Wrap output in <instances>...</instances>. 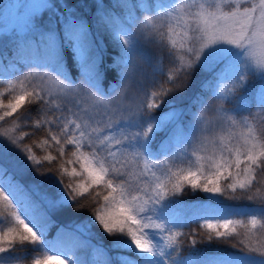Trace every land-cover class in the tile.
<instances>
[{
	"label": "snow or ice",
	"instance_id": "snow-or-ice-1",
	"mask_svg": "<svg viewBox=\"0 0 264 264\" xmlns=\"http://www.w3.org/2000/svg\"><path fill=\"white\" fill-rule=\"evenodd\" d=\"M112 7L122 14L108 12L104 0H97V22L118 49L108 67H115L123 86L120 100L132 84L143 94L136 107L114 104L102 89L97 43L67 0H45L41 12L56 17L54 26L29 13L24 33L12 32L13 58L0 55V121L26 103L35 104L32 127L47 132L35 147L52 149L63 159L71 145L66 162L79 163L81 171L60 164L58 172L85 174L87 180L63 187V180L39 178L43 162L51 164L57 156L38 158L33 146L22 143L26 132L12 134L31 117L24 108L12 128L0 132L7 141L0 143V264L22 259L86 264L77 255L79 237L61 228L49 238L48 231L54 212L74 207L70 199L93 187L98 188L91 197L98 205L93 222L112 240L109 249L93 247L91 264H264V206L235 207L219 199L227 192L228 199L264 201V180L258 179L264 177V0H115ZM142 42L158 46L161 55L153 70L166 76L148 91L137 80L145 62ZM65 52L75 77L67 70ZM196 71L207 77L201 92L213 103L198 94L193 98L197 112L190 114L187 105L176 107L167 98L185 91L188 83L180 87L179 82L191 81ZM162 105L167 110L154 114ZM161 132L170 138L156 145ZM222 181H227L223 187ZM185 185L209 194V211L193 218L174 210L169 193ZM190 223L206 230L209 241L213 234L225 241L242 236L233 244L242 250L181 256V230ZM88 227L77 224L76 231L83 234Z\"/></svg>",
	"mask_w": 264,
	"mask_h": 264
},
{
	"label": "trees",
	"instance_id": "trees-1",
	"mask_svg": "<svg viewBox=\"0 0 264 264\" xmlns=\"http://www.w3.org/2000/svg\"><path fill=\"white\" fill-rule=\"evenodd\" d=\"M9 0H0V9L4 7V5ZM115 0H104L105 9L108 12H115L116 14H122V10L119 8L113 9L112 5ZM167 2V0H165ZM67 3L74 7L76 10V14L84 19L88 26L91 29L92 38L96 41L100 56L102 57L101 62L99 64V71L102 74L101 79V87L108 95L115 94L118 90H120L123 86L119 83V78L117 75V71L115 67L109 68L108 65L112 64L114 58L117 56L118 49L111 40L107 30L102 27L97 22L98 12L96 8L97 0H67ZM125 12L127 10H124ZM134 15H139L140 13L133 11ZM42 23L47 26L49 24L55 25L56 17L51 13H43L42 12ZM142 53L145 57V62L141 64L140 75L137 77V80L143 85L144 91L151 90L156 86L157 81H164L166 76L159 75L154 72V67L157 66L158 57L161 55L160 50L157 45L143 43L141 46ZM14 40H9L5 46H2L0 49V55L10 60L13 58L14 54ZM66 56V67L67 70L73 77L76 74V68L73 66V62L69 53L65 52ZM5 60V63H7ZM25 62H28L25 60ZM167 57L164 58L163 64L165 66V70L168 66ZM151 65V66H150ZM207 79L204 73L196 71L193 74L191 81L181 80L178 86L182 87L185 82L188 83V88L183 91L176 93L175 96L168 97L169 100H175L176 107H184L187 105L190 114L197 112V106L194 101V97L196 95H204L207 98V101L210 99L208 97L207 92H201V84ZM131 89L138 99V105L144 99L143 94L138 90L136 84L131 85ZM2 91V89H0ZM242 92H237L236 96L239 97L242 95ZM247 95L249 99H251L252 91L248 88ZM5 102H7V97L4 98ZM234 103H225V107L231 108L234 106ZM36 105L35 104H25L13 117H6L3 121H0V132L5 131L6 129L12 128V121L16 119V116H20L24 113V108H28L31 110V117L27 120V122L22 123L19 128L12 134H18L21 132H26L27 135L24 137L22 143L33 146V151L36 153L37 157H43L46 154H52L57 156V160L52 161L49 164L47 161H44L42 164L43 175L39 177L40 179L47 180L48 177H53L56 180H63V187H66L69 183L72 184L73 187L78 183H86V175L81 174L80 176H66L61 175L58 172V168L60 164H63L64 168H66L69 172H71L72 168H76L77 172H80L79 163L68 164L66 161L69 159V152L72 148L71 145L66 146L65 148V157L60 159L58 153H56L52 149H45L42 151L41 148L35 147V145L46 138L47 132L45 129H34L32 127L33 122L36 118ZM4 109H0V114H2ZM161 110L166 111L167 105H162L161 109L155 110L154 114H159ZM189 119L188 116L184 117L185 122ZM170 137V134L166 132H161L156 137V145H161L163 141H166ZM6 139L0 137V143H6ZM35 173H32L29 176V179L35 177ZM135 179V177H133ZM258 179L264 180V177H260L258 174ZM48 185L45 184V187ZM98 190L97 187L89 188L84 196H77L75 201L70 199V205H74V207L69 206L65 207L60 211L54 212L51 216L52 224L49 227L48 236L49 238L54 237L57 234V231L63 228L69 234H75L79 237L81 241V247L77 250V255L86 262V264H91L92 258V250L95 246H102L105 249H109L111 245L112 238L105 234L101 228V226L93 222L94 209L98 206L96 202H94L91 197L93 193ZM264 190V189H262ZM79 191V190H77ZM239 194V191H238ZM229 193H225V196L220 197V200L226 205H232L235 207H245V208H256L260 206H264V201L255 200L249 201L247 199H228ZM170 199L176 201L174 205V210L179 214H188L193 218L197 217L199 214L209 211L210 206H208L209 196L207 193H204L200 190L193 191L187 185L184 186L183 191L176 193L175 195H170ZM99 203H103L102 198H98ZM4 209V205L0 204V210ZM88 224L89 227L86 228L85 234H81L76 231L77 224ZM184 235L180 237L181 240V248L180 255L187 257L190 254H201V255H212V254H226V253H239L242 248L237 245V247H233V244L237 242L241 237H229L227 241L224 238L217 240L214 237L211 241L208 240V232L206 230L200 229L198 223H190L186 228L182 229ZM238 231L243 233L242 228H238ZM196 240L195 246L192 245V240ZM26 248L30 250V245H25ZM115 255V253H111ZM23 255V253L21 254ZM20 264H31L30 259H22Z\"/></svg>",
	"mask_w": 264,
	"mask_h": 264
},
{
	"label": "rangeland",
	"instance_id": "rangeland-1",
	"mask_svg": "<svg viewBox=\"0 0 264 264\" xmlns=\"http://www.w3.org/2000/svg\"><path fill=\"white\" fill-rule=\"evenodd\" d=\"M44 4H45V0H9L4 5V7L0 9V49L2 46H5L9 40H14L12 38L13 30H17L18 32H20V34L24 33V31L26 30L24 28V22H25L26 16L29 13H38V16H42L41 11L43 10ZM22 7H23V12L21 13L19 9H21ZM5 36L9 37V39L4 40L3 37ZM99 55H100V52H99ZM253 87L254 86L251 83L248 86V88L251 91H253ZM122 89L123 87L117 92H115V94L109 95L112 102L114 104L119 102L123 106H126V107L127 106L136 107L138 105V99L133 93L131 89V85L128 88L125 98L121 101L120 97H121ZM208 103L209 104L213 103L211 98L208 100ZM168 139L166 141H163L162 143L166 144L168 142ZM241 167H243V165ZM226 183L227 181H222L221 186L223 187ZM170 195H171V192L169 193V196ZM84 234L85 233H83V235Z\"/></svg>",
	"mask_w": 264,
	"mask_h": 264
}]
</instances>
